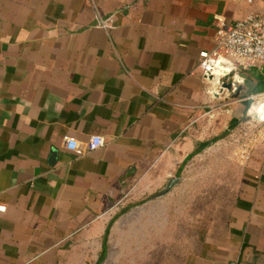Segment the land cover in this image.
<instances>
[{
	"label": "crops",
	"instance_id": "crops-1",
	"mask_svg": "<svg viewBox=\"0 0 264 264\" xmlns=\"http://www.w3.org/2000/svg\"><path fill=\"white\" fill-rule=\"evenodd\" d=\"M255 3L0 0V264H62L69 242L202 153L225 94L207 84L199 55L216 48L220 19L262 12ZM237 75L239 112L264 94V64ZM93 135L105 145L83 157L64 147ZM200 244L197 264H264V153Z\"/></svg>",
	"mask_w": 264,
	"mask_h": 264
},
{
	"label": "rangeland",
	"instance_id": "rangeland-1",
	"mask_svg": "<svg viewBox=\"0 0 264 264\" xmlns=\"http://www.w3.org/2000/svg\"><path fill=\"white\" fill-rule=\"evenodd\" d=\"M236 100L225 94L209 111L208 128L200 133L203 142L196 147L209 144L186 162L177 175L181 182L171 193L152 200L161 187L128 196L107 213L94 234L69 242L62 264H97L109 228L107 255L101 264H197L200 236L226 219L239 175L264 153V123L248 116L255 101L238 112ZM252 113L255 119L261 117L264 108Z\"/></svg>",
	"mask_w": 264,
	"mask_h": 264
},
{
	"label": "built area",
	"instance_id": "built-area-1",
	"mask_svg": "<svg viewBox=\"0 0 264 264\" xmlns=\"http://www.w3.org/2000/svg\"><path fill=\"white\" fill-rule=\"evenodd\" d=\"M256 1L264 6V0ZM105 23V21H99L100 25L107 27ZM199 59L207 84L219 87L218 84L222 81L242 83V77L237 75L240 69L247 70L264 64V9L233 24L220 19L216 48L211 52H201ZM250 100L255 101L252 106L260 102L264 104V94L251 96ZM252 106L248 116L256 123H264V115H261L262 120H257L255 115L251 114ZM104 145V139L100 135H93L86 143H80L68 137L64 139L65 149L76 157L95 152ZM5 211L6 206L0 203V213Z\"/></svg>",
	"mask_w": 264,
	"mask_h": 264
},
{
	"label": "water",
	"instance_id": "water-1",
	"mask_svg": "<svg viewBox=\"0 0 264 264\" xmlns=\"http://www.w3.org/2000/svg\"><path fill=\"white\" fill-rule=\"evenodd\" d=\"M218 92L216 96H220L221 94H226L227 98L231 97L233 99H239L241 91L243 89V83H237L236 81H230V82H225L222 81L221 83L218 84ZM181 182L180 177H175L171 178L167 181L165 187L156 195L152 197V200L159 199L161 197H164L171 193V191Z\"/></svg>",
	"mask_w": 264,
	"mask_h": 264
},
{
	"label": "trees",
	"instance_id": "trees-1",
	"mask_svg": "<svg viewBox=\"0 0 264 264\" xmlns=\"http://www.w3.org/2000/svg\"><path fill=\"white\" fill-rule=\"evenodd\" d=\"M234 123H235V122H234ZM208 144H209V143H208ZM208 144H207V143H206V144H203V145H202V148H205ZM191 156H192V155H190V156L187 158L186 162L191 158ZM182 169H183V166L181 167L180 172L182 171ZM180 172H179V174H180ZM109 231H110V228L107 230V232H106V234H105V241H104L103 252L101 253V255H100V257H99V260H98L97 264H101V263L104 261V259L106 258V255H107L106 239H108ZM204 235H205V234L203 233V235L200 236V243H203V242H204Z\"/></svg>",
	"mask_w": 264,
	"mask_h": 264
},
{
	"label": "bare ground",
	"instance_id": "bare-ground-1",
	"mask_svg": "<svg viewBox=\"0 0 264 264\" xmlns=\"http://www.w3.org/2000/svg\"><path fill=\"white\" fill-rule=\"evenodd\" d=\"M261 106V108H264V104H257V105H255L252 109H251V114L253 115V111H254V109H256V108H258V107H260ZM262 115H264V113L262 114ZM257 120H262L261 119V117H258V118H256Z\"/></svg>",
	"mask_w": 264,
	"mask_h": 264
}]
</instances>
